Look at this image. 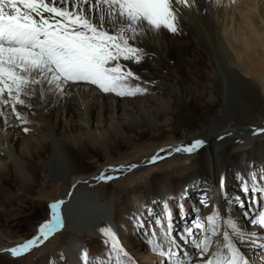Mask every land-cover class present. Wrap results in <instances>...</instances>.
<instances>
[{"label": "bare ground", "instance_id": "1", "mask_svg": "<svg viewBox=\"0 0 264 264\" xmlns=\"http://www.w3.org/2000/svg\"><path fill=\"white\" fill-rule=\"evenodd\" d=\"M212 2L203 0L201 6L203 11L200 15L201 18L197 17L198 21L189 17L190 14H186L190 10L187 12L186 8V13H184L183 8L176 5L175 1L173 2L178 13V21L182 26L188 27L194 42H196L193 44L194 48L205 54V65L209 68L207 70H210V81L207 85L209 84L213 99L206 103L211 107H216L215 111L217 112L204 131L182 134L183 136L179 140L160 144L154 149H150L149 152L135 150L127 158L104 161L92 172L82 173L70 162L68 150L80 153L81 147L86 144L91 147H105L112 141V138L127 140L125 138L126 131L131 134L141 133L138 128L139 118H142L150 127L158 125L156 116L161 114H155V117L152 118L151 110H154V105L158 103L159 99L155 96L147 98L146 101L140 98H130L129 102L123 100L115 103V100H107L108 95L100 93L98 90L80 87L79 89H69L71 94L58 105L53 107L49 102L45 107H41L37 93L36 97L28 101L33 106L31 111L17 106L18 111L25 114L30 121L26 125L29 128L27 134L19 126L6 127L3 119L0 118V181L1 174L9 170L13 176L20 179L22 184L29 181V170L32 167L29 166L28 160L44 153L45 145L48 143L46 147L49 151L46 162L47 174L63 186L55 200L52 201V203L58 200L64 201L61 210L64 220L63 228L71 235L80 234L90 240L104 242L98 229L110 227L117 234L125 250L137 261V264H161L162 258L151 252L148 239L152 232V228L149 226L154 225L155 218L159 214H162L159 217L163 220L165 206L173 212L176 226L181 222L179 220V205L183 203L185 211L186 209L201 208V212H199L201 218L211 214L212 208L215 206L221 215H231L242 227L243 224L238 221L241 217L240 212L235 209V204L229 207L225 194L233 199L236 196L240 197L238 174L240 177L250 178L254 171L251 167H256L259 174L260 171L263 173L264 133L258 134L261 139L254 144L244 143L248 146L251 144L247 148L249 151L241 150L240 153H235L232 161L228 158V152L234 143L246 141L249 136L254 135V130L264 128L261 123L257 125L252 123L255 116L264 118V114H262V105H264V0H235V3L224 0L222 3L225 5L221 7L222 11H220L218 20H216ZM198 9L200 10V8ZM234 14L237 15L238 21H235ZM168 36L164 52L174 51L175 61L183 64L184 59L180 50L184 43L174 41L172 37ZM143 39L146 40L145 37ZM139 46L144 49L146 44L139 43ZM103 98L107 103L109 101L111 103L103 106L101 101ZM189 99L193 101L194 97H189ZM189 99H186V102ZM182 101L175 98L174 108L167 107L164 111L175 114L183 124L191 123L193 122L192 116L188 113L187 106L185 107L186 103L184 105ZM50 113L53 115L52 118L49 116ZM134 114H139V118L137 116L133 118ZM223 116L228 117L233 125L224 126ZM9 119L15 123L14 117H9ZM166 125L163 127L167 130ZM196 139L204 141V146L198 152L189 155L171 151L176 147L190 144ZM162 148L171 151L168 157L172 158L166 161L165 165H169L171 162H189L191 168L197 167L195 172L199 174L198 177L201 181L209 179L210 189H207L205 195L208 197V205L211 207L205 208L201 204L190 207V202L194 200L196 188L199 186L187 187L183 184L181 193L173 196L165 191L166 186L164 187L161 177L156 176L154 179L159 181H151L152 194L144 199L136 194L128 195L124 199L125 203L122 205L120 213H118L114 205V199L117 197L114 193H110L107 196L109 200L107 203L105 192L95 188L104 181L95 178L101 173L108 176V174L124 172L140 181L144 172L150 169L151 164H154L149 163L152 156L158 152L161 153L160 149ZM145 154H147V158H143ZM158 161L160 160H157L156 163ZM132 162H135L137 167L129 170V165ZM114 168H123L124 171H111ZM221 177L224 178L223 188L220 186ZM257 177L259 179L260 175ZM249 183H251L250 179ZM242 198L241 196L240 199L242 200ZM100 200L103 201V204ZM146 210H151V217L147 215ZM3 212L0 204V214ZM115 215L119 216V220H116ZM137 216L143 219L147 231L133 227L137 223L135 220ZM123 224L125 230H128V235L123 230ZM246 231H255L258 235H264V232L255 227ZM157 235L159 236L158 232ZM10 248L12 247H0V256H4L5 259H14L8 251ZM189 248L190 246H188V251ZM243 250L248 251L249 249L245 247ZM81 252L88 253L89 264H114V258L109 260L108 250L98 257L93 254V250L84 241L75 236H72L67 245L62 248V254L66 258L67 264H82Z\"/></svg>", "mask_w": 264, "mask_h": 264}, {"label": "snow or ice", "instance_id": "2", "mask_svg": "<svg viewBox=\"0 0 264 264\" xmlns=\"http://www.w3.org/2000/svg\"><path fill=\"white\" fill-rule=\"evenodd\" d=\"M175 4L195 7L192 0H175ZM162 29L170 34L179 31L173 0H0V118L4 125L19 126L27 134L30 121L17 106L31 111L33 106L28 101L37 93L41 107L49 102L53 107L58 105L71 94L69 89L81 86L119 98L146 95L148 88L131 65L141 64L146 56L138 38ZM9 117H14L15 123ZM261 133L264 128L253 131L254 135ZM203 146L204 141L196 139L171 151L191 155ZM163 158L158 152L149 163ZM136 167L129 165V170ZM113 178L101 173L95 179ZM239 181L248 205L239 196L233 199L225 194V199L229 207L235 204L244 210L242 215L250 226L264 232V175L257 179L253 171L250 178L239 177ZM220 186H224L223 177ZM63 203L58 200L49 205L50 218L38 226L36 236L8 249L12 257L40 246L64 227ZM200 203L208 207L206 198ZM146 212L152 216L151 210ZM191 212L194 215L189 219L183 203L179 205V220L184 222L180 231L166 206L163 220L156 217L154 225L149 226L152 232L148 246L162 258L161 264H264V235L246 231L231 215H221L215 206L203 219L199 209ZM135 220L133 227L147 231L140 216ZM98 231L109 260L114 258V264H137L110 227ZM245 247L249 250H243ZM80 260L89 264L88 253L81 252Z\"/></svg>", "mask_w": 264, "mask_h": 264}, {"label": "rangeland", "instance_id": "3", "mask_svg": "<svg viewBox=\"0 0 264 264\" xmlns=\"http://www.w3.org/2000/svg\"><path fill=\"white\" fill-rule=\"evenodd\" d=\"M174 1L175 0H173V2ZM223 1L224 0H211L214 4L216 20L219 19L220 11H222L221 7L225 5L222 3ZM227 1L231 2L232 0ZM192 2L195 4V7H193L194 9L187 8V10L181 5L178 6L183 8L182 10L184 13H186L185 10H187V12L190 10L189 13L186 14H190L188 16L196 20L197 17L201 18L200 15H202L201 12L203 11L201 10L203 0H192ZM198 8H200V10ZM234 18L235 21H238L236 14H234ZM166 35H169L168 37L170 38L172 37L174 41H178L182 44L184 43L180 50V54L184 59L183 64L175 61L176 54L174 51H170L169 53L164 52V45L167 38ZM146 37V40L138 38L139 41H142L139 43L146 44V47L144 48L146 56L141 64L131 65V68L138 76H140L141 83L148 88V93L146 96H137L134 98H140L146 101L147 98L155 96L159 99L160 101L158 100V103L154 105V110H151V115L152 118H154L155 114H161L158 117L156 116V118L158 120L157 122L163 125L156 124V126H152V128L148 126L142 118L138 117L139 114H134L132 115L133 118H136L135 116H137L140 119L138 128L141 133L131 134L129 131H126L125 138L127 140L112 138V141L105 147H91L86 144L81 147L80 153H77L75 150H68V154L71 158L70 162L82 173L92 172L99 165L103 164L104 161H115L127 158L128 155L135 150L149 152L150 149H154L160 144L179 140L185 134H193L194 131L202 132L211 123L213 115L217 112L215 111L216 107H211L206 103L213 99L209 90V84L207 85L210 81V70H207L209 68L205 65V54L194 48L193 44L196 42H194L193 36L188 30V27L182 26L180 23L177 34H168L166 30L162 29L158 33H148ZM81 87L92 89L89 86ZM106 95H108L107 100H115V103L122 102L123 100L129 102L128 100L133 99L119 98L111 94ZM189 97H194V100L192 101ZM175 98L183 100L182 104L184 105L186 103L185 107L187 106L186 109L192 116L193 122L183 124L175 114L164 111L167 107H170V109L174 108ZM186 99H189V101L186 102ZM101 101L103 102V106L111 103L110 101L107 103L104 98ZM52 113L49 114L51 118L53 117ZM262 114H264V105H262ZM227 119L229 120L228 117L223 116V125H233V123L230 120L228 122ZM263 119L264 118L260 116H255L252 123L255 125L258 123L264 125ZM165 125L167 126V130L169 129L168 131L166 128L164 129L163 126ZM259 139H261L260 135L256 134L249 136L246 141H238L237 143H234L229 148V160L232 161L233 155L235 153H240L241 150L246 152L249 151L247 148L256 141H259ZM247 142L251 144L249 146L244 144ZM47 145L48 143L45 145L44 153L28 160L29 166L32 167L30 168L31 170H29L30 179L29 181L27 180L28 182L26 181V183L22 184L20 179H17L15 175V177L13 176L11 170L1 174L0 204L2 205L4 212L0 214V247H16L26 240L33 238L37 235L38 226L50 218L49 205L55 200L63 186L56 179L51 178L47 174L46 162L47 156H49V151L46 148ZM160 156L164 158L159 159L160 161L157 163L151 164V166H149L150 169L144 172L140 181H137L135 178L133 179V177L126 175L124 172L108 174V176L114 178L104 181L95 188L105 192V200L107 203H109L107 196H109L110 193H114L115 197H117V199H114V205L117 208L118 213H120L121 207L125 203L124 199L125 197H128V195L136 194L144 199L152 194L151 181H157L158 179H154L156 176L161 177L164 187L166 186L165 191L173 196L181 193L183 184L187 187L199 186L196 188L197 192L194 194V200L190 202V207H193L196 204H201L200 201L202 199L206 198L208 201V197L205 193L207 189H210L209 179L201 181L200 177H198L199 174H196L197 172H195L197 167L193 166V168H191V163L189 162H171V164L165 165V162L172 158L168 157V150L161 152ZM147 157V154L143 156V158ZM132 164H135V162L130 163V165ZM251 169L255 171L256 176L264 175V171L263 173L260 171L259 174L256 167H251ZM239 177L240 175L238 174V178ZM263 182L264 181H261L262 184H264ZM238 192H240V188ZM241 196L243 197L241 201L247 206L248 200L244 197L243 193H241L240 197ZM100 202L103 204L102 200H100ZM208 207H211V205H208ZM198 209L200 210L199 212H201V208ZM235 209H238L237 211L241 214L238 221L243 224V229L251 230V228L254 227L258 229V226H250L247 220H243L244 217L242 211L244 210L237 206ZM191 210L192 209H186V212L191 213ZM161 215L162 214H159L157 216L159 217ZM193 215L194 214L191 213L189 219H191ZM115 218L116 220H119V216H116ZM203 218L204 217H202V219ZM124 220L126 221V218H124ZM126 223L127 222L124 224ZM124 224L122 225L123 230L126 229ZM183 227L184 222H179L176 229L177 231H180ZM156 231L159 234V229H156ZM126 233L128 235V230ZM72 236L84 241L87 246L93 250V254H96L98 257H101V254H105V251L108 250L103 241L90 240L87 237L86 239L85 236L80 234L71 235L66 229L62 228L58 232L52 234L40 246L31 249L22 256L13 257L14 259H5L4 256H0V264H67V260L62 254V248L67 245ZM189 252H193L191 246ZM257 264H259V261Z\"/></svg>", "mask_w": 264, "mask_h": 264}]
</instances>
